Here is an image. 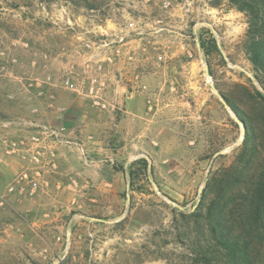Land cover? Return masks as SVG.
I'll return each mask as SVG.
<instances>
[{
    "label": "rangeland",
    "instance_id": "rangeland-1",
    "mask_svg": "<svg viewBox=\"0 0 264 264\" xmlns=\"http://www.w3.org/2000/svg\"><path fill=\"white\" fill-rule=\"evenodd\" d=\"M216 2L0 0V120L22 117L41 88L84 98L91 113L76 116L86 130L78 140L81 162L123 174L110 194L79 189L87 183L80 178L63 180L74 186L63 192L61 180L46 175L47 188L35 198L8 196L0 206V264L188 263L187 216L198 209L207 180L238 160L243 143L230 105L246 100V90L261 91L245 54L247 17L242 34L227 36L205 11L219 8ZM127 18L145 34L125 51L131 60L102 68L109 103L102 110L64 81L87 89L99 72L81 38L109 19ZM121 84L133 98L118 104L111 98L121 95ZM21 165L0 175V192ZM108 181L89 179V186L108 189ZM257 264H264V247Z\"/></svg>",
    "mask_w": 264,
    "mask_h": 264
},
{
    "label": "trees",
    "instance_id": "trees-1",
    "mask_svg": "<svg viewBox=\"0 0 264 264\" xmlns=\"http://www.w3.org/2000/svg\"><path fill=\"white\" fill-rule=\"evenodd\" d=\"M228 5L247 17L245 54L264 90V0ZM245 94L230 105L244 127L238 160L207 180L198 209L187 216V264H257L264 247V94L255 87Z\"/></svg>",
    "mask_w": 264,
    "mask_h": 264
},
{
    "label": "built area",
    "instance_id": "built-area-1",
    "mask_svg": "<svg viewBox=\"0 0 264 264\" xmlns=\"http://www.w3.org/2000/svg\"><path fill=\"white\" fill-rule=\"evenodd\" d=\"M163 7L167 8L168 3L164 2ZM106 22V26L97 25L91 31L93 35L91 38H81V47L89 52V58L94 62L96 70L99 72L97 76L89 79L87 89L70 78L64 81L66 90L87 97L93 106L102 110L109 108L105 92L107 85L101 73L102 68L104 65H112L117 59L131 60L130 56L124 54L125 51L131 50V43L137 38L141 39V36L145 34L144 28L133 18H127L122 23L111 19ZM36 97L44 104L43 107L46 110L63 114L65 109L55 105V96L52 91L41 88L37 91ZM38 110V107L34 106L31 113L38 114ZM7 125L9 123L4 126ZM19 125L25 128V130H21L20 135L11 137L0 134L1 154L7 158L17 159L22 164L13 180L0 192V206L5 204L8 196L35 198L39 193L45 191L47 188L46 175L56 168L52 160L51 146L66 133L65 126L61 124L54 126L32 121L19 123Z\"/></svg>",
    "mask_w": 264,
    "mask_h": 264
},
{
    "label": "crops",
    "instance_id": "crops-1",
    "mask_svg": "<svg viewBox=\"0 0 264 264\" xmlns=\"http://www.w3.org/2000/svg\"><path fill=\"white\" fill-rule=\"evenodd\" d=\"M122 85V84H121ZM119 87V92L121 93L120 96H117V98H111V101H114L116 103H122L123 100H130L133 98L132 93H128V84H123ZM126 91V97H123V93ZM55 96V105L64 107L63 114H58L53 110H46L44 104L40 102L38 99L33 98L34 101H32V104L29 105L28 110L26 109L23 118L22 117H13V119L10 120H0V134H5L8 136H15L20 135L22 133L21 130H25L24 127L19 125V123H27L35 121L36 123L40 124H51L54 126H57L58 124H61L63 126L66 125L68 120L72 121L68 122L70 123V127L67 129V132L64 134V136L59 140L52 144L51 146V154L53 156L52 160L56 165V168L48 172L47 176L53 180H61L62 191L65 192L67 189H72L74 186L72 185H64L63 180L67 178H76V179H83L87 183L81 184L79 186V189L82 188H90L95 187L96 189H99L104 194L111 193L112 191H119L116 189H119V182L123 180V174L121 171H117L115 169H112L111 171L105 170V171H90V168L92 165H90V162L87 161L85 158L84 162H81V159L79 157L78 150L79 147H81V144L78 143V140L80 141V133L86 131L84 128L80 130V125L77 122V118H80L81 116L86 117L91 113V110L89 108L87 100L81 97H76L73 95H67L61 92V90H56L53 92ZM108 97V96H107ZM110 99V98H108ZM34 106L38 107V114H32L31 110ZM16 110V109H14ZM14 110H10L9 114H16L18 112H14ZM80 115V116H79ZM62 116V117H61ZM76 116H78L76 118ZM61 118V119H59ZM59 119V120H58ZM7 126H4L8 124ZM70 131V132H68ZM100 143V142H99ZM84 144V143H83ZM94 148V146H93ZM98 155L104 154L103 151H101L99 146H96ZM95 150V149H94ZM89 162V163H87ZM83 163V165L81 164ZM21 162L17 159L7 158L4 157L0 152V175L1 177L6 174H11L17 171V166H20ZM84 165L86 167H84ZM19 169V168H18ZM108 171V172H107ZM97 173V174H96ZM104 179L109 180L107 183L109 185L108 189L105 188L102 185H92L89 186V179L94 181L96 179ZM121 184V183H120ZM94 188V189H95Z\"/></svg>",
    "mask_w": 264,
    "mask_h": 264
},
{
    "label": "clouds",
    "instance_id": "clouds-1",
    "mask_svg": "<svg viewBox=\"0 0 264 264\" xmlns=\"http://www.w3.org/2000/svg\"><path fill=\"white\" fill-rule=\"evenodd\" d=\"M229 0H222L219 8L206 5V14L214 21L225 26V34L235 38L243 33L247 27L243 13L235 8H228Z\"/></svg>",
    "mask_w": 264,
    "mask_h": 264
},
{
    "label": "water",
    "instance_id": "water-1",
    "mask_svg": "<svg viewBox=\"0 0 264 264\" xmlns=\"http://www.w3.org/2000/svg\"><path fill=\"white\" fill-rule=\"evenodd\" d=\"M206 76H207V78H209V75L207 74V72H206ZM210 87H211V90L213 91V93L224 103V98L218 93L215 86L213 84H210ZM260 90L264 94V91L262 90L261 87H260ZM229 111L233 114V116H235L234 113L232 112V110H229ZM243 132H244V129H243Z\"/></svg>",
    "mask_w": 264,
    "mask_h": 264
}]
</instances>
